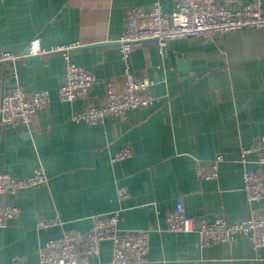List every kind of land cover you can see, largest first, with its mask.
<instances>
[{"label":"crops","instance_id":"crops-1","mask_svg":"<svg viewBox=\"0 0 264 264\" xmlns=\"http://www.w3.org/2000/svg\"><path fill=\"white\" fill-rule=\"evenodd\" d=\"M155 1L0 0V51L22 54L34 38L45 51L77 45L68 57L96 76L90 97L99 100L107 80L122 90L125 63L117 40L126 8H147ZM157 1L165 13L172 12L173 0ZM228 1L238 9L251 0ZM38 57L0 64V98L15 82L51 97L50 107L37 112L29 127L0 125V173L22 178L40 168L47 177L42 186L0 196V205L19 208L17 218L0 229V264H38L47 240L71 229L85 233L92 216L115 211L119 231H151L144 264H264V247L253 248L241 235L230 244L200 248L195 234L164 231L165 214L178 197L187 216H224L230 224L264 208V200L247 203L241 190L243 171L259 166L255 154L242 162L240 152L264 136V29L230 31L207 44L196 37L172 40L165 58L153 41L135 46L128 68L155 82L150 89L155 101L94 126L70 120L83 102L57 99L62 54ZM124 147L132 156L112 163ZM217 155L223 157L218 178L199 181L195 161ZM119 187L128 192L122 201ZM38 218L61 224L39 230ZM111 252V244L103 242L92 261L107 262Z\"/></svg>","mask_w":264,"mask_h":264},{"label":"built area","instance_id":"built-area-1","mask_svg":"<svg viewBox=\"0 0 264 264\" xmlns=\"http://www.w3.org/2000/svg\"><path fill=\"white\" fill-rule=\"evenodd\" d=\"M228 0H173V10L165 13L159 1L149 7H127L123 31L117 40L125 67L121 77L122 90L118 92L114 81L104 82L101 99L92 100L90 92L97 81L96 76L72 63L68 52L77 45L56 47L50 51L41 48L38 38L30 40L25 53L14 54L0 51V64H16L28 57L46 53H60L65 61L64 78L57 92L61 103L81 101L82 110L74 112L70 120L90 126L100 125L108 117L123 118L127 111L151 106L155 98L150 94L153 80H142L131 73L128 59L132 49L146 41H153L160 57H166L169 41L187 38H200L205 44L216 36L244 29H264V10L260 0H251L238 9H231ZM16 78L15 74L13 75ZM51 105L48 91H26L18 82L0 98V125L19 128L29 127L33 116ZM241 161L248 154L256 155L257 170H244L242 173V192L247 203L264 200V136L258 138L247 148H241ZM131 150L124 147L111 157L112 163L129 159ZM221 155L211 160L194 163L195 177L199 181H213L218 178ZM47 177L37 168L26 177H14L0 173V196L12 197L19 192L46 184ZM117 198H127L126 188L117 189ZM19 215V208L12 204L0 205V229ZM165 229L168 233L195 234L200 248L230 244L237 235L247 238L253 248L264 247V208L252 210L240 222L230 224L224 216L213 220L205 217L186 215L182 199L175 200V206L165 214ZM119 211L98 214L91 217V226L85 232L66 230L61 236L46 241L38 251V264H144L149 246V229L118 230ZM58 219L36 220V229H46L60 225ZM112 246L111 257L107 262L92 261L99 256L101 243Z\"/></svg>","mask_w":264,"mask_h":264},{"label":"water","instance_id":"water-1","mask_svg":"<svg viewBox=\"0 0 264 264\" xmlns=\"http://www.w3.org/2000/svg\"><path fill=\"white\" fill-rule=\"evenodd\" d=\"M23 53H25V50H24ZM38 58H39L38 56H33V57L25 58L24 60H26L27 62L32 63V62H36L38 60Z\"/></svg>","mask_w":264,"mask_h":264}]
</instances>
